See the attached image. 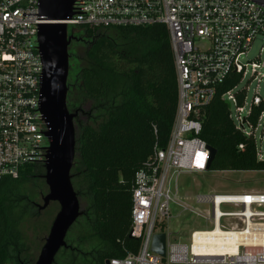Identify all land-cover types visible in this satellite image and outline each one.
Here are the masks:
<instances>
[{
	"label": "built area",
	"instance_id": "1",
	"mask_svg": "<svg viewBox=\"0 0 264 264\" xmlns=\"http://www.w3.org/2000/svg\"><path fill=\"white\" fill-rule=\"evenodd\" d=\"M73 11L62 21L73 27L164 24L176 73L177 105L167 144L154 147L132 183L129 234L138 240L137 249L107 258L108 264H264V191L197 193L192 204L176 183L178 173L207 170L210 152L199 136L198 112L231 72L241 80L250 70L257 81L249 101L240 89L244 99L237 103L240 80L221 97L230 103L229 116L244 135L256 142L261 128L257 154L264 158V74L257 70L260 63L245 61L254 39L264 38V6L253 0H75ZM41 22L38 0H0V178H16L23 166L46 159L37 42ZM253 107H260L255 122L249 118ZM170 203L179 208L176 215L194 216L206 228L191 230L188 242L179 240L184 232L163 226L173 217ZM234 232L240 237L231 249L224 240ZM156 233L165 234L164 256L151 249Z\"/></svg>",
	"mask_w": 264,
	"mask_h": 264
},
{
	"label": "trees",
	"instance_id": "2",
	"mask_svg": "<svg viewBox=\"0 0 264 264\" xmlns=\"http://www.w3.org/2000/svg\"><path fill=\"white\" fill-rule=\"evenodd\" d=\"M74 27L84 30L88 42L68 81L69 96L76 93L75 105L89 103L90 110L76 134L71 180L77 194L88 201L89 216L78 223L88 230L77 231L53 264H103L137 249L138 240L129 236L132 183L154 147L167 144L177 105L176 73L162 23ZM239 80L240 74H228L212 100L199 108V136L215 149L208 170H264L255 140L236 128L221 97ZM236 99L242 104L243 90ZM259 111L252 108V122ZM42 171L32 163L16 178H0V264L26 263L21 224L33 214ZM94 240L90 249L82 246Z\"/></svg>",
	"mask_w": 264,
	"mask_h": 264
},
{
	"label": "water",
	"instance_id": "3",
	"mask_svg": "<svg viewBox=\"0 0 264 264\" xmlns=\"http://www.w3.org/2000/svg\"><path fill=\"white\" fill-rule=\"evenodd\" d=\"M75 0H38L39 15L43 22L38 25L37 42L43 62L40 82V112L47 124L48 139L46 159L43 162L45 184L48 191L42 195L38 209L46 208L51 201L59 209L51 223L40 252L33 264H53L57 253L66 247V235L80 215L77 192L72 184L71 169L76 155L75 111L67 103L69 52L72 39L69 25L63 20L73 14ZM264 6V0H253ZM227 105L230 103L226 101ZM209 148L207 169L215 149ZM130 236V234H129ZM151 249L165 255V234L153 236ZM24 264V263H23ZM104 264H108L105 259Z\"/></svg>",
	"mask_w": 264,
	"mask_h": 264
},
{
	"label": "rangeland",
	"instance_id": "4",
	"mask_svg": "<svg viewBox=\"0 0 264 264\" xmlns=\"http://www.w3.org/2000/svg\"><path fill=\"white\" fill-rule=\"evenodd\" d=\"M73 26H69V29ZM248 63H260L257 68L264 74V38L257 36L245 58ZM249 68V67H248ZM262 90L261 94L264 95V76H261ZM257 84L255 79H252L250 70L237 84L236 90H246L247 100L249 101L253 90ZM247 88V89H246ZM89 104V103H88ZM247 106L245 107L246 110ZM244 110V111H245ZM242 115L244 116L245 112ZM231 113L235 114V107L231 106ZM261 128L256 131V143H260ZM262 149L264 151V136L262 142ZM179 194L182 196L194 195L196 193H243V192H263L264 191V170H205L203 172H181L177 174L176 179ZM173 186V185H172ZM193 199V198H191ZM189 200L192 204L194 201ZM41 203V200L36 199ZM83 208L88 206V201L85 197H80ZM171 213L173 217L164 221L163 226L168 232H184L179 240L188 242L187 236L191 230L206 228L202 220L194 216H185L183 214L176 215L179 208L173 203H170ZM225 209L232 208L230 205H225ZM59 209V205L55 201H51L49 205L37 211L34 209L31 217L25 219L21 224V231L23 233V240L26 244V251L23 252V259L25 264H33L36 260L40 249L44 243L45 237L48 235L51 223ZM189 215V214H186ZM81 229H88L83 227V224H75L68 230L66 239L69 240L77 231ZM79 231V232H80ZM172 236V235H171ZM170 236V237H171ZM93 239H91L92 241ZM172 241L176 239L171 237ZM95 243L86 242L85 248L90 249ZM58 254V253H57ZM58 257V255H56ZM56 257V258H57Z\"/></svg>",
	"mask_w": 264,
	"mask_h": 264
},
{
	"label": "flooded vegetation",
	"instance_id": "5",
	"mask_svg": "<svg viewBox=\"0 0 264 264\" xmlns=\"http://www.w3.org/2000/svg\"><path fill=\"white\" fill-rule=\"evenodd\" d=\"M70 34H72V39L68 45V52H69L68 81L71 80L72 73H73V71H75L74 67L77 64L78 65L80 64V61H81L83 53H84L83 49L85 47V43L88 42V37L85 34L84 30L81 28H78V27L71 28ZM70 85H71V83H70ZM69 88H71V87L68 86L67 103H68V105H70V111L76 112V116L74 117L73 122H74L75 131L77 134L79 131V128L83 125L82 123H84L89 118L88 112L90 109L88 108L89 106H87V105H89L88 103H86V105L81 104V106H79V105L76 106L75 104L78 102V100L75 96L76 93H75V95L70 97L69 94H71V91ZM38 165L43 167V164L38 163ZM43 173H44V167H43V171L39 173V180L42 182L41 187L37 188V192H38L37 199L41 200V202H42V195L48 191V187L45 184L44 178L42 177ZM77 196L79 199V205H80V212L81 213L73 225L78 224L79 222H85V219L89 216V208L88 207L83 208L81 201H80V196L78 194H77ZM37 203H40V202H37L36 199L34 201H32L34 209H36L37 211H41L42 209L40 210L37 208V206H36ZM66 243H67L66 247H68L69 242L67 239H66ZM66 247H62V248H66ZM104 261H103V264H104ZM20 264H23V262H21Z\"/></svg>",
	"mask_w": 264,
	"mask_h": 264
},
{
	"label": "bare ground",
	"instance_id": "6",
	"mask_svg": "<svg viewBox=\"0 0 264 264\" xmlns=\"http://www.w3.org/2000/svg\"><path fill=\"white\" fill-rule=\"evenodd\" d=\"M232 236H229L228 238H226L224 240L225 243L227 244H231L232 248L231 249H235L237 246V241L236 238L238 239L240 237V234L237 232H234L231 234ZM218 241V240H217Z\"/></svg>",
	"mask_w": 264,
	"mask_h": 264
},
{
	"label": "crops",
	"instance_id": "7",
	"mask_svg": "<svg viewBox=\"0 0 264 264\" xmlns=\"http://www.w3.org/2000/svg\"><path fill=\"white\" fill-rule=\"evenodd\" d=\"M208 170V169H207ZM197 194V193H196ZM196 194H194V195H186V196H184V197H187L189 200L191 199V198H193V199H191V201L193 200L194 201V197H195V195ZM183 196V195H182Z\"/></svg>",
	"mask_w": 264,
	"mask_h": 264
}]
</instances>
